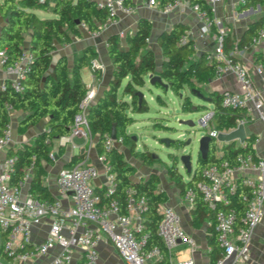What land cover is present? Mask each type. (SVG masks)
I'll use <instances>...</instances> for the list:
<instances>
[{
    "label": "built area",
    "instance_id": "obj_1",
    "mask_svg": "<svg viewBox=\"0 0 264 264\" xmlns=\"http://www.w3.org/2000/svg\"><path fill=\"white\" fill-rule=\"evenodd\" d=\"M44 1V0H40ZM97 7L105 9L111 17L100 25L92 35L100 34L118 22L119 17L130 16L140 6H146L162 15L174 12L179 15L193 13L201 22L200 31L195 34L186 30L179 38V44L192 42L194 51H201L206 62H216L215 76L220 77L232 72L243 86V90L223 91V106L254 112L264 122V95L256 85L248 66L241 60L253 46L264 41V28H259L247 43L240 44L235 37L233 45L226 49V37L229 34L228 24L241 17L238 10L247 6L250 0H204L202 5L194 0H93ZM229 2L233 17L218 14L217 6ZM244 13V12H243ZM242 13V14H243ZM87 28L86 22L78 24ZM125 37L126 32L120 31ZM210 37L215 42L208 47ZM201 41L204 45H201ZM32 53L24 50L14 62L8 63L4 49H0V68L5 77L0 81V89L12 88L17 92L24 91V80L31 68ZM94 61V66H99ZM254 70L264 77V62L254 61ZM88 88V87H87ZM96 100V91L88 88L80 102L82 111L75 116L70 132L54 138L57 147L77 146L75 138H82L81 145L84 158L76 164L62 166L57 173V190L60 196L38 198L29 191L33 177V164H30L18 183L11 179L16 171L17 154H5L4 151L14 141L11 123L0 134V230L6 234L3 242V253L7 261L0 259V264H27L34 258L50 256L43 264H70L73 249L81 250L83 264H98V244L107 238L126 264H155L165 258L172 260L174 250L180 244H187L195 249V240L189 236L181 225L179 212L170 205H161L162 215L157 233L162 246L154 245L145 248L148 232L144 211L147 210V198L138 195L128 187L125 190V201L122 203L114 196L116 184L111 164L104 154L97 158L104 165L105 183L99 192L94 181L99 177L98 168L88 163L91 149L95 146L87 110ZM10 112L11 106H7ZM214 115L213 109L199 119L203 127L217 142L219 131L209 128ZM246 118L239 119L236 127L245 124ZM235 127V128H236ZM123 143L122 137L116 139L107 136L105 148L111 149ZM245 144V143H243ZM119 148V147H118ZM221 150H218L219 155ZM51 150L50 157L54 158ZM204 180L198 183V189L209 210L214 211V224L222 256L215 264H225V260L235 253L230 264L250 260L253 234L264 217V158L256 157L252 152L240 153L234 162L222 160L210 163L203 168ZM246 186L249 192L244 195L246 207L238 216L233 207H229V194L238 186ZM194 191L189 189L185 198L192 202ZM65 198V199H64ZM48 221V232L44 240L36 245L32 243V227ZM57 246L60 251L57 254ZM174 264H195L189 257Z\"/></svg>",
    "mask_w": 264,
    "mask_h": 264
},
{
    "label": "trees",
    "instance_id": "obj_2",
    "mask_svg": "<svg viewBox=\"0 0 264 264\" xmlns=\"http://www.w3.org/2000/svg\"><path fill=\"white\" fill-rule=\"evenodd\" d=\"M204 5V0H194ZM264 6V0H259ZM51 11L55 16L41 18L35 10ZM111 17L105 9L96 6L93 0H0V49H4L7 62H14L24 51L26 35H30L29 50L32 53L31 68L24 80V91L17 92L12 88L0 89V134L10 122L7 106L13 110L25 112L19 128L25 129L31 124L45 120V129L34 137V142L26 144L16 150H9V154H17L18 162L11 182L18 183L25 169L33 164V177L29 191L38 198L51 197L50 190L43 183L45 173L44 162L51 161V142L53 138L70 132L75 116L82 111L80 102L87 92V86L81 78L80 69L87 65L89 54L76 57L70 66L67 56L59 54L54 57L55 43L71 40L73 35L79 36L80 22H86L90 31H97L100 25ZM77 20L79 23H77ZM264 28V15L250 22L239 43H247L253 34ZM153 25L150 19L140 17L133 33H127L125 45L121 44L119 35L110 34L107 38L109 55L113 63V78L109 88L97 98L87 110V118L98 154H104L111 164L114 173L116 190L114 196L122 203L125 201V190L133 188L138 195L147 198L146 217L148 237L145 248L162 246L157 230L162 215L159 208L167 200L165 191L159 189L160 177L158 173H150L147 178L135 179L137 172L135 165L126 160L124 153L118 148L106 149L105 139L111 136L113 125L116 126L117 137L123 138V145L130 144V154L145 165L156 161V156L148 149L136 148L135 139L127 132L128 126L136 121L135 113L149 111V103L145 96L138 94L149 80L150 74H158L163 82L168 84L175 93L179 94L184 86L202 88V84L215 77L216 62H206L205 55L193 58L192 42L179 44L180 36L186 31V25L179 22L170 29L162 30L157 37L161 51L160 67L158 55L151 47L149 40ZM235 37L229 33L226 37V49L234 43ZM264 62V56L261 58ZM158 88H165L164 84L156 82ZM214 115L209 128L230 131L237 125L239 119L245 117L243 109H235L221 104V93L209 94ZM128 97L129 99H127ZM160 100L161 97L158 95ZM189 100L183 103L190 107ZM201 108L198 107V110ZM252 138L245 144L237 141L224 142L222 147L213 139L206 158L198 153L194 170L187 173V178L179 170L174 159L166 171L168 177L175 183L180 193L185 196L189 189L194 191L191 209L193 222L198 225L207 218L213 219L214 211L209 210L201 197L198 183L204 180L203 168L210 163L222 160L234 162L240 153H254ZM171 143L178 148L183 141L174 139ZM218 150L221 153L218 155ZM84 154L73 155L69 165L78 163ZM100 192V191H99ZM249 192L248 187L238 186L229 194V207H233L240 216L245 207L244 195ZM208 241L212 247L210 252L211 264H215L222 256L218 245L217 232L214 222L207 228ZM5 235V233H3ZM168 262V258L161 261ZM156 264V263H155Z\"/></svg>",
    "mask_w": 264,
    "mask_h": 264
},
{
    "label": "crops",
    "instance_id": "obj_3",
    "mask_svg": "<svg viewBox=\"0 0 264 264\" xmlns=\"http://www.w3.org/2000/svg\"><path fill=\"white\" fill-rule=\"evenodd\" d=\"M224 4H219L217 6L218 14H222ZM42 9H36L35 12L38 15V12ZM51 11V9H48ZM248 13L241 14V17L231 21L228 24L229 33L233 37L240 38L247 27V25L251 21H246L244 26L241 28L240 33L234 28L235 25L243 19V15ZM39 16V15H38ZM55 16L52 12L51 16ZM40 17V16H39ZM140 17H146L150 19L152 22L153 28L155 26L160 28V32L164 29H170L176 23H183L186 25V30L191 29L197 34L201 28V22L196 18V16L187 12L186 14L179 15L174 12L170 15H162L159 14L155 10H150L146 6H140L136 13L130 16L119 17L118 22L116 24L111 25L109 28L102 30L100 34L93 36L92 31L88 28H82L79 26L81 30V34L79 36L73 35L71 40L68 42L55 43V49L53 51L54 57L59 54H64L67 56L68 62L70 66L72 65L74 59L76 57H82L83 54H89L88 64L83 66L80 69V75L84 83L88 88H92L96 91V99L101 97L104 92L109 88V84L113 78V63L109 55V49L107 44V38L110 34L116 33L119 35L121 40V44L125 45V38L120 36V31H125L132 29L135 30L137 22ZM47 18V17H41ZM4 22V21H3ZM3 22H0V28ZM159 32V33H160ZM208 42V47H213L214 41L213 37H210ZM201 45H204V42H200ZM30 47V35H26V40L24 44V50H29ZM202 54L201 51H194L192 54L193 58H196ZM264 56V41L260 42L258 45L253 46L249 51L245 53L244 56L241 57V60L248 66L251 75L253 76L256 85L262 90L264 95V77L258 74L254 68V61H260ZM94 61L99 62V66H94ZM5 71L0 68V81L4 79ZM202 86L207 90V95L212 93H222L225 90L239 91L243 90L242 84L239 82L234 73L228 72L223 74L220 77H214L208 82L202 84ZM148 89L151 91L149 87V81L144 87L140 88V90L144 93V89ZM144 96L146 97L145 93ZM129 99L128 97H126ZM147 98V97H146ZM10 113V123L13 128L14 133V141L10 147L7 148L6 151L3 152L2 155L9 154V150H16L17 148H21L26 144H31L34 142V137L45 129V120H41L36 124H31L25 129L19 128V125L25 116V112L22 110H12ZM245 112V128L247 135L249 138H252V146L254 148V154L256 157L264 158V122L259 119L254 112ZM136 117V114H134ZM239 144H243L245 142H240L236 140ZM75 142L77 146H66V147H57L54 142V138L51 142V150L54 151V158H51V161L44 162L45 173L42 177L43 183L48 186L51 197L60 196L57 190V173L59 168L62 166L69 165L71 157L73 155H78L83 153L82 144L84 140L82 138H75ZM224 142H218V146L222 147ZM123 144L119 145V149L123 151ZM125 155V154H124ZM98 153L95 146L91 149L89 154L88 163L95 165L99 170V177L94 181L95 186L98 191H102L103 184L105 183V173H104V165L97 158ZM126 160L127 157L125 156ZM129 161V160H128ZM133 164L137 168V172L134 175L135 179L147 178L148 175H144L143 172L138 170L136 164ZM141 163V162H140ZM143 164V163H142ZM145 165V164H144ZM155 172V171H154ZM159 189L165 191L167 195V200L162 204L173 206L181 216V225L184 231L191 236L195 240V249H191L187 244H180L175 250L172 257V260L168 259V262L165 264H174L179 260L186 258H193L195 264H211L210 252L212 250L211 245L208 241L207 228L210 224L214 222L213 219L207 218L203 221H200L198 225H195L193 222V215L191 209L193 207L192 202L188 201L185 196H183L179 189L176 187L175 183L168 178V182L165 184L163 182L159 183ZM65 199V198H64ZM48 232V221H45L42 224L34 225L32 227V243L31 246L36 245L44 240ZM4 232L0 230V259H5L7 261L6 255L3 253V242L6 237V234L3 235ZM218 241V240H217ZM219 245V243H218ZM60 251V247L57 246V254ZM99 251V260L98 264H126L122 258L116 252L112 243L104 238L98 244ZM251 264L259 263L264 264V217L262 222L257 226L255 232L253 234L252 244H251ZM260 252V253H259ZM56 250H52L50 252V256L55 254ZM261 254V255H260ZM48 256V257H50ZM48 257L43 258H34L29 261L27 264H43ZM3 261V260H2ZM260 261V262H258ZM70 264H83V257L81 254V250L78 248L73 249V259ZM156 264H162L161 261ZM238 264V263H237Z\"/></svg>",
    "mask_w": 264,
    "mask_h": 264
},
{
    "label": "rangeland",
    "instance_id": "obj_4",
    "mask_svg": "<svg viewBox=\"0 0 264 264\" xmlns=\"http://www.w3.org/2000/svg\"><path fill=\"white\" fill-rule=\"evenodd\" d=\"M250 8H252L253 11L243 15V19L234 27L239 33L246 21H253L264 15V6L259 3V0H250L247 6L238 10V14H242ZM222 11L223 14L228 15L230 18L233 17L229 2H226ZM38 15L40 17H48L52 15V11L40 10ZM157 26L152 29L149 43L158 55V67H160V60L162 57L157 43L160 28ZM133 32L134 30L129 29L126 35L127 33ZM149 87L151 91L146 88L144 89L149 103V111L135 113L136 117H138L137 121L128 126L127 132L135 139L136 148L139 150L148 149L156 156V161L151 165L140 163L138 159L131 156V147L128 143L123 146L124 154L129 162L136 164L138 170L143 172L144 175H150V173L154 171V173H158L160 182L164 184L168 182L169 178L166 169L172 165L174 159L177 158L178 168L184 174V177L187 178V173L181 162V156L183 154H191L193 164L192 170H194L198 155L199 140L206 132L205 129L200 126L199 119L212 109V104L209 101H204L191 94L190 87L187 85L180 91L183 96H180V93H175L170 88H158L150 82ZM201 89L206 94L208 93L203 86ZM158 95H160L162 100L158 98ZM187 100H189L188 102L191 104L190 107H185L188 106L187 104L183 106V103ZM198 107L201 109L198 110ZM185 119L194 120L195 126L182 124L181 120ZM165 139H179L183 141V143L179 144V147L176 148L173 143L168 145L164 141ZM250 256L252 257V251ZM2 260L5 261L4 258H2ZM238 264H251V258L248 261L239 262Z\"/></svg>",
    "mask_w": 264,
    "mask_h": 264
},
{
    "label": "water",
    "instance_id": "obj_5",
    "mask_svg": "<svg viewBox=\"0 0 264 264\" xmlns=\"http://www.w3.org/2000/svg\"><path fill=\"white\" fill-rule=\"evenodd\" d=\"M260 7V6H259ZM253 11L252 8H250L249 10L245 11L244 13H251ZM255 21V20H253ZM252 22V21H251ZM77 23H79V21L77 20ZM149 82L153 85L156 84V82L162 83L164 84V87L167 89L168 88V84L163 82L162 78L160 75L158 74H150L149 75ZM190 92L191 94H193L194 96H196L197 98H200L204 101H210V96H208L202 89L194 87V88H190ZM138 94L142 97L144 96V93L142 91H139ZM180 96H183L182 93H180ZM182 124L188 125V126H195V122L192 119H185V120H181ZM111 138L116 139L117 138V130H116V126L113 125V129H112V133H111ZM249 138V136L247 135L246 132V128L245 125L240 123L236 128L230 130V131H221L219 132L218 136H217V140L220 142H231V141H236L239 140L240 142H245L247 141V139ZM174 139H165L164 141L170 145V143L173 141ZM211 141H213V138L207 134L205 132V134L200 138L199 140V149H198V153L200 154V156L202 158H206L209 148H210V143ZM181 162L183 164V167L188 171L191 172L192 168H193V164H192V156L191 154H183L181 156ZM235 257V253H233L231 256H229L226 260H225V264H230Z\"/></svg>",
    "mask_w": 264,
    "mask_h": 264
}]
</instances>
